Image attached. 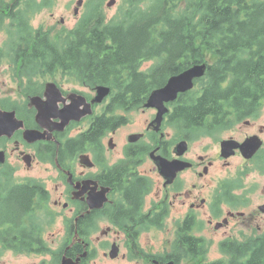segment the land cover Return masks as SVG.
Segmentation results:
<instances>
[{
	"label": "flooded vegetation",
	"instance_id": "flooded-vegetation-1",
	"mask_svg": "<svg viewBox=\"0 0 264 264\" xmlns=\"http://www.w3.org/2000/svg\"><path fill=\"white\" fill-rule=\"evenodd\" d=\"M54 1L0 0V85L8 77L12 83L0 89V110L11 113L0 122L6 128L0 130V170H5L0 172V183L39 186L29 197L27 219V207L0 206L2 224L27 228L4 237L29 243L20 251H9L34 259L27 264H208L214 260L213 245L218 246L215 260L219 261L231 256L230 246L241 249L244 243L260 242L264 236V98L257 106L241 109L243 118L213 134L172 127L170 114L177 110L172 101L166 104L168 111L159 125L154 122L155 108H140L145 116L141 128L126 134L119 145L118 134L133 122L134 110L107 108L112 90L101 102L91 104V114L64 125V106L75 103L78 111L85 108L96 87H65L64 71L53 74L51 46L16 43L19 32L64 39V32L72 30L82 16L74 15L78 0L71 4L76 19L71 27L64 26V16L56 20L53 11L49 13L53 21L36 25L27 16L36 7L51 9ZM88 1L83 0L80 11ZM93 1L103 16L104 4L117 2ZM17 49L31 51L28 55L34 59H24ZM40 103L45 105L42 113L37 108ZM107 118L111 128L99 137L97 146L75 158L64 156L70 138L80 135L83 140L92 124L97 128ZM75 125L80 130L72 136ZM131 135L139 137L132 141ZM106 139L111 152L119 151L115 158L105 149ZM182 142V150H176ZM81 155L88 156L87 162H80ZM159 158L176 161L175 170L158 165ZM157 238L158 247L153 245ZM181 242L188 246L182 249Z\"/></svg>",
	"mask_w": 264,
	"mask_h": 264
},
{
	"label": "trees",
	"instance_id": "trees-1",
	"mask_svg": "<svg viewBox=\"0 0 264 264\" xmlns=\"http://www.w3.org/2000/svg\"><path fill=\"white\" fill-rule=\"evenodd\" d=\"M97 11L95 6L86 11L72 30L64 32V39L48 40L31 31L19 32L16 43L51 46L53 74L61 69L81 85L110 87L107 108L126 111L142 107L170 76L206 63L197 89L180 94L177 110L170 114L168 123L187 133L213 134L243 118L241 109L257 106L264 98V0H125L124 10L109 20ZM16 51L24 59H34L28 55L31 51ZM146 61L152 64L142 69ZM110 122L101 120L97 128L92 124L83 140L80 135L70 138L64 156L75 158L97 146ZM9 184L0 183V206L27 207L28 212L29 197L39 186ZM26 229L0 221V248H26L28 242L4 239ZM240 248L230 246L229 258L208 264H264V236Z\"/></svg>",
	"mask_w": 264,
	"mask_h": 264
},
{
	"label": "rangeland",
	"instance_id": "rangeland-1",
	"mask_svg": "<svg viewBox=\"0 0 264 264\" xmlns=\"http://www.w3.org/2000/svg\"><path fill=\"white\" fill-rule=\"evenodd\" d=\"M72 1L73 0H55L54 6L51 9H46V8L43 9V7H36L34 10H31V11L28 10L27 16L30 18L31 22L33 21V24L36 25L37 22H39L41 20L53 21V19H51V16L49 15V13L51 11H53V14L56 16L55 17L56 20L59 19L60 16H64V19H65L64 26L71 27V26H73V24L76 20V19L74 20V17H73V8H72L73 6H71ZM124 1L125 0H117L116 4L112 5V7L111 6L106 7V5L104 4V6H103L104 17L107 20L113 18L114 16L117 17L120 14L119 11L124 10ZM82 4H83V2H82ZM94 5H95V2L93 0L88 1L86 4L83 5V7L81 8L82 9L81 11H80V7H79V14H77V16L83 15V13L90 10L92 8V6H94ZM68 8H70V10H68ZM98 14H100V11H97L96 15H98ZM66 29H68V28H66ZM151 64H152V61L144 62L142 64V69H147ZM200 64H202V63H200ZM206 69H207V65H206ZM55 76L58 77V74ZM11 84L12 83L10 81V78L8 77V82L6 80L5 85H2V86L0 85V89H2L3 86L8 87ZM64 86L70 87L72 89L83 90V88L81 87V84L78 83L75 80V78H73L70 75H64ZM197 87H198V85H195L194 88L197 89ZM95 95H96V93H95ZM77 105H79V104L77 103ZM142 107H140V108H142ZM140 108H138L137 110H134L132 112L131 117L133 119V122L129 126L121 129V131L119 132L118 137H117V143L119 145H121L125 141V135L126 134L134 132L138 127H140V123L145 117V116L140 115V112H139ZM145 108H149V107H145ZM80 110H82V109H80ZM79 130H80V126L75 125L71 128L70 133L72 136H74L77 134V132ZM166 130L173 133V129H169V127ZM107 140L108 139H106L104 142L105 149L108 150L107 152H109L110 155H112V158H115L119 154V151L111 152V150L107 147ZM205 141H208V139ZM78 160L76 159L77 166L79 164ZM2 171H5V170L4 169L0 170V172H2ZM14 181H16V180L14 179ZM30 214H31V212H24V218L27 219L30 216ZM29 225L33 226V224H29ZM29 229L32 230V234L36 235V233H34V228L29 227ZM47 231L50 233H53L54 229L48 228ZM48 232L45 235H48L49 234ZM153 245H155L156 247H158L160 245L158 238H157V241L155 243H153ZM217 249H218L217 245H213L211 248V256H212L211 259H214L212 262L217 261V260H215L218 257V254H217L218 250ZM211 259H209V262L211 261ZM222 260H226V259H222ZM32 261H34V259H31V258H29L27 256H23V255L17 256L14 253H12L11 251H9L8 248H4V249L0 248V264H27L28 262H32Z\"/></svg>",
	"mask_w": 264,
	"mask_h": 264
},
{
	"label": "water",
	"instance_id": "water-1",
	"mask_svg": "<svg viewBox=\"0 0 264 264\" xmlns=\"http://www.w3.org/2000/svg\"><path fill=\"white\" fill-rule=\"evenodd\" d=\"M112 4L113 2H108L107 6H111ZM81 5H82V0H78L76 4V8H74L75 15L78 14L79 7ZM205 71H206L205 63L194 64L188 67L187 69L183 70L182 72L170 76L163 86L151 91V93L147 97L146 102L144 103V107L155 108L157 110L156 118L154 119V122H156L157 125L160 124L162 116L168 111L166 104L176 100L178 94L186 93L189 90H191L194 86V80L202 78L205 75ZM50 85L54 87L53 84H48V86ZM109 93H110V88L108 86L99 85L96 87V95L94 96L92 101L86 103V107L83 108L82 110L78 111V108L74 103L65 105L64 108L62 109V113L64 114V125H66L67 122H69L70 120L78 121L83 116L91 114L92 113L91 104L101 102L103 98H105ZM78 97L84 100L82 96L79 95ZM37 108L39 113H42L45 110V105L43 103H40L37 105ZM9 115H11V113L2 112L0 110V122ZM5 129H6L5 127L0 125V130L5 131ZM138 137L139 135H131L129 136V139L134 141ZM183 145H184L183 142L181 144H178L176 146V150H180L181 146ZM79 158L81 163L87 162L88 160L87 155H81ZM0 162H3V159H1V157H0ZM157 164L164 166L167 170H169V168L172 166V170L174 171L176 166V161L169 162L165 159L159 158Z\"/></svg>",
	"mask_w": 264,
	"mask_h": 264
}]
</instances>
